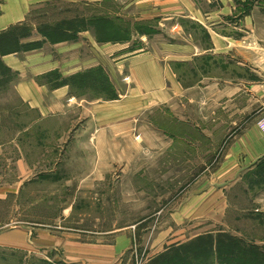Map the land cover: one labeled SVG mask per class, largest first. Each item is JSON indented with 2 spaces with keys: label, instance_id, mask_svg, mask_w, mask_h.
Instances as JSON below:
<instances>
[{
  "label": "rangeland",
  "instance_id": "374dc122",
  "mask_svg": "<svg viewBox=\"0 0 264 264\" xmlns=\"http://www.w3.org/2000/svg\"><path fill=\"white\" fill-rule=\"evenodd\" d=\"M155 2L49 0L0 32V235L23 247H0V264L64 258L59 247L32 246L34 224L54 222L127 234L131 264H149L206 234L227 233L264 252V157L246 169L224 165L238 127L226 124L224 112V122L208 121L206 91L175 88L176 78L189 88L207 83V75L169 62L173 76L148 71L165 83L162 101L158 87L145 86L140 61L120 58L149 52L160 72L163 52L175 54L170 45L182 40ZM96 18L130 41L101 42L90 25ZM186 27L205 40L203 31ZM120 44L129 45L116 52ZM80 68L61 83L59 71ZM33 80L50 91L39 92L55 108L45 116L17 93L19 83ZM65 86L73 102L51 96Z\"/></svg>",
  "mask_w": 264,
  "mask_h": 264
},
{
  "label": "crops",
  "instance_id": "0c3cea01",
  "mask_svg": "<svg viewBox=\"0 0 264 264\" xmlns=\"http://www.w3.org/2000/svg\"><path fill=\"white\" fill-rule=\"evenodd\" d=\"M45 1L49 0H0V32L23 23L31 10ZM154 1H157L155 4L159 7L158 17H162L165 22L172 20L182 40L170 45L176 48L175 54L169 56L163 52L161 59L167 61V66L160 68V72L155 69V57L149 52L139 55H134L135 51L127 52L120 54V58L140 61L141 66L137 71L143 76L145 86L158 87L156 89H160L162 101L163 98L165 101L168 98L167 93H164L165 83L162 79L157 81V78H148V71L156 77L159 73L173 76L172 63L176 66L190 64L193 72L207 75V83L198 82L189 88L176 78L175 88L181 93L188 90L196 93L201 90L207 92V104L212 110L208 121L215 124L224 122L220 118L221 112H224L226 124L238 127L237 130L240 131L229 145L223 164L249 168L264 157V133L257 124L264 118V85L261 84L264 66V0ZM188 23L203 31L205 40L188 31ZM128 45H118L120 47L116 52L126 50ZM168 62L171 63L170 68ZM199 62L202 64L198 65ZM97 66L99 65L90 68ZM56 70L58 69L55 67L46 72ZM82 72L84 70L80 68L71 72L59 71V74L63 79H68ZM18 85V95L31 108L39 110L44 116L55 110L46 103L43 95L42 98L39 97V92H50L45 85L39 86L36 80ZM70 93V88L65 86L52 90L51 96L61 102L67 99L73 102L75 99L71 98ZM61 224H34L40 229L34 230L37 235L33 238L32 246L48 252L58 251L57 247L61 248L64 258L59 260L65 264H131L127 260V254L132 240L127 234H118L117 231L99 232L89 227ZM28 233L29 231H22L24 235H29ZM22 240L26 241L23 236ZM13 241L8 239V235H0V247H22L20 242ZM45 258L49 263L60 262L49 254Z\"/></svg>",
  "mask_w": 264,
  "mask_h": 264
},
{
  "label": "trees",
  "instance_id": "16d2710c",
  "mask_svg": "<svg viewBox=\"0 0 264 264\" xmlns=\"http://www.w3.org/2000/svg\"><path fill=\"white\" fill-rule=\"evenodd\" d=\"M90 25L103 38L101 42L130 41V37L122 35V31L107 19L96 18L90 21ZM99 69L101 68L96 70ZM78 76L80 75L75 77ZM61 79V83L68 81ZM149 264H264V252L259 247L247 245L243 240L227 233H219L216 236L206 234L166 248Z\"/></svg>",
  "mask_w": 264,
  "mask_h": 264
},
{
  "label": "built area",
  "instance_id": "2783aa9c",
  "mask_svg": "<svg viewBox=\"0 0 264 264\" xmlns=\"http://www.w3.org/2000/svg\"><path fill=\"white\" fill-rule=\"evenodd\" d=\"M262 85H264V66L262 71ZM257 124L262 133H264V118L260 119Z\"/></svg>",
  "mask_w": 264,
  "mask_h": 264
}]
</instances>
